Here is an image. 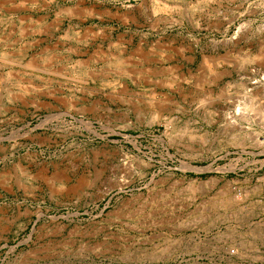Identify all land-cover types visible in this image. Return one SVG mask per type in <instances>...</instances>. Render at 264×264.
I'll use <instances>...</instances> for the list:
<instances>
[{
    "label": "rangeland",
    "instance_id": "obj_1",
    "mask_svg": "<svg viewBox=\"0 0 264 264\" xmlns=\"http://www.w3.org/2000/svg\"><path fill=\"white\" fill-rule=\"evenodd\" d=\"M8 14L73 55L0 84V264H264V0Z\"/></svg>",
    "mask_w": 264,
    "mask_h": 264
},
{
    "label": "crops",
    "instance_id": "obj_2",
    "mask_svg": "<svg viewBox=\"0 0 264 264\" xmlns=\"http://www.w3.org/2000/svg\"><path fill=\"white\" fill-rule=\"evenodd\" d=\"M58 0H0V14L15 9H50ZM0 18V84L8 79L6 75H16L22 84L32 80V74L55 73L57 69L70 66V57L61 51L55 42H46L45 25L39 19L9 17ZM22 27L24 29L22 30ZM37 27V28H35ZM41 27L44 29L41 30ZM19 45L18 49L15 45ZM69 50V48H68ZM66 56V57H65ZM72 63V62H71ZM12 69V71H11ZM9 82V81H8Z\"/></svg>",
    "mask_w": 264,
    "mask_h": 264
},
{
    "label": "bare ground",
    "instance_id": "obj_3",
    "mask_svg": "<svg viewBox=\"0 0 264 264\" xmlns=\"http://www.w3.org/2000/svg\"><path fill=\"white\" fill-rule=\"evenodd\" d=\"M263 76H261V79H263L264 80V78H262Z\"/></svg>",
    "mask_w": 264,
    "mask_h": 264
}]
</instances>
